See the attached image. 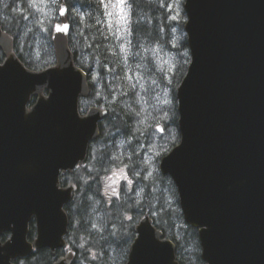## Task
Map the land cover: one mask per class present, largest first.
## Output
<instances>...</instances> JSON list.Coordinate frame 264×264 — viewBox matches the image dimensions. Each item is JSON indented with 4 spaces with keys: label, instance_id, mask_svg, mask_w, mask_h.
Instances as JSON below:
<instances>
[{
    "label": "water",
    "instance_id": "1",
    "mask_svg": "<svg viewBox=\"0 0 264 264\" xmlns=\"http://www.w3.org/2000/svg\"><path fill=\"white\" fill-rule=\"evenodd\" d=\"M184 10L191 61L177 89L181 138L159 168L177 188L186 224L198 229L206 264H264V0H185ZM69 35L53 31L56 63L35 71L0 26V264L67 248L65 206L77 186L62 187L60 175L85 163L108 113L92 106L80 114L90 86ZM135 232L126 264H144L142 234L162 246L147 254L150 264H179L152 217ZM75 257L70 250L53 264Z\"/></svg>",
    "mask_w": 264,
    "mask_h": 264
},
{
    "label": "rangeland",
    "instance_id": "2",
    "mask_svg": "<svg viewBox=\"0 0 264 264\" xmlns=\"http://www.w3.org/2000/svg\"><path fill=\"white\" fill-rule=\"evenodd\" d=\"M184 1L160 0L162 5L165 4L168 12L167 22L169 23V28L168 31L164 32V34H167L165 38L168 43L143 41L139 42L135 46L136 48L131 43L126 49L121 50V43L127 44L131 37L125 35L123 41L117 40L106 29L110 37L111 52L115 54L114 58L111 59L112 65L105 64L102 66V63L96 60L92 67V73L88 74L89 83H94L96 89L95 97L92 101L102 100L101 106H91L108 109L106 105H112L114 101L123 105L126 111L133 114L132 130L129 127V131L134 136L129 139L121 132L110 135L108 140L111 142L107 148L109 156L105 157L99 154L97 158L99 166L97 170L100 174L96 189L89 185L91 179L85 176V172L82 170L74 172V174L76 173L75 177L71 178L72 181L77 178L82 185L79 197L88 198L92 201L90 209L88 208V218H85L87 231L90 234L91 232H102V237H104L109 232L108 223L105 224L106 220L99 213L97 207L99 195L105 197L108 204L113 203L114 200L124 201L125 197L130 194L134 204H142L145 202V194L149 188L148 193L152 192V198L154 199L152 216L159 215V212L177 211L175 207L176 198L170 181L166 180L164 183L160 181L163 175L160 172L159 165L162 156L177 145L179 130L176 129L172 122L170 107L174 83L172 80L173 73L177 65L186 63V58L190 55L189 47L185 48L183 43L187 36L185 32L187 17L186 13L184 15ZM27 5L28 0H23L15 7L16 11L19 10L21 12L23 19L26 16L30 17V19H24L25 29L21 33L20 42L26 43L28 53L32 55L33 59L42 60L45 58L48 61L51 57L49 40L50 36L52 38V31L45 32L42 29L49 26L47 18L53 15V11L50 8H45L43 13L35 12L34 9H28ZM173 17L175 18L173 19ZM39 20H44V24H39ZM162 20V17H158L157 24L160 25ZM55 22V20L52 21V23ZM181 22H184V26L183 24L181 26ZM116 23L120 24L123 22L117 21ZM160 73L163 79L159 77ZM103 76L106 82L109 81L110 83V90L113 91L110 94V98L113 101L106 97L109 89L104 88ZM133 84H136L135 87H132ZM44 95H47V93H44ZM165 100L170 101V103L165 104ZM80 107L81 104L79 109ZM165 113H167L166 118ZM159 127L162 128L161 131ZM95 147L99 146L96 145ZM93 165L94 162L89 163L85 169L90 170V168H94ZM119 169H124L127 173L128 178L131 180L130 184L121 178L118 172ZM114 172L117 173L115 176L113 175ZM108 177H111V179H107ZM144 181L149 182L144 184ZM113 189H116L119 193L118 196L113 194ZM156 205L159 207L155 208ZM160 207L161 209H159ZM129 216L134 219L131 214H128L127 217ZM177 217L173 215L170 218L172 221H179ZM179 235L183 237L181 233ZM72 243L76 245L74 237H72ZM71 247L69 246L68 249H72ZM185 248L192 251L194 249L193 243L185 241ZM80 261L84 264L83 256L80 257Z\"/></svg>",
    "mask_w": 264,
    "mask_h": 264
},
{
    "label": "trees",
    "instance_id": "3",
    "mask_svg": "<svg viewBox=\"0 0 264 264\" xmlns=\"http://www.w3.org/2000/svg\"><path fill=\"white\" fill-rule=\"evenodd\" d=\"M22 1L4 0L5 3L9 4V7L7 8L3 6V3H0V26L6 33L13 37L14 50L25 66L31 70H41L55 64L56 59L51 40L52 38L50 36V60L47 61L45 58L42 60L33 59L32 55L28 53L26 43L20 42L21 33L25 29L23 27L25 26V21L21 12L19 10H17V12L15 7ZM61 2H66L68 5L75 6V11L69 18V22L72 23V29L69 35V45L74 54L75 64L86 71L89 75L92 73V67L96 60L100 61L102 66L105 64L112 65L111 59L114 58V54L110 49V37L103 26H98L96 24L99 14L97 12V6L93 0H61ZM77 12L79 13V16L76 15ZM89 14L91 15L90 19H81V17H88ZM167 16L168 12L166 11L165 4L162 5L160 0H137L134 15L131 18L132 34L130 37L133 47L136 48L135 46L143 41L149 43H168L165 38L167 34H164L169 28ZM158 17L163 18L160 25L157 24ZM183 23L181 22V26ZM105 36L108 38L105 39ZM183 43L185 48L188 47L186 37ZM4 59L5 56L0 49V63L3 62ZM189 63L190 55L186 58V63H179L177 65L172 76L174 83L172 86L170 114L172 122L177 130H179V115L176 90L187 72ZM159 77L163 79L161 73ZM102 81L104 83V88L109 89V92L106 93V97H108L110 101H113L110 98V94L113 93V91L110 90L109 81L106 82L104 76L102 77ZM89 86V97L82 99L81 101L80 111L82 113H85L87 108L91 105L101 106L102 103L101 99H98L96 102L92 101L95 97L96 89L92 82L89 83ZM35 100L36 98L34 97L32 103ZM106 108H108V114L99 123L100 136L90 145L88 159L85 165L80 166L75 170V172L78 170L85 172L84 175L91 179L89 185H91L93 189L97 188V180L100 174L97 170L99 167L97 164V158L99 154L105 157L109 156L107 148L108 144L111 142L108 140L110 135L112 133L121 132L129 139L134 136V134L129 131V127H131L132 130L133 114L126 111L123 105H120V103L116 101H114L112 105H106ZM179 141L180 135L178 131L176 144L179 143ZM96 145L99 147L96 148ZM93 162L94 168H90V170L85 169L89 163L91 164ZM75 174L66 173L61 175V183L63 185L74 182L77 186V191L75 192L73 199L65 207L69 218V232L66 236V241L69 246H72V250L76 252L74 264H82L80 261L81 256L84 258V264H126L129 257L130 247L136 238L135 227L139 219L147 215L152 216L151 212L154 210L152 192L148 193V188L145 194V202L142 204H134L133 198L130 194L125 197L124 201L114 200L113 203L108 204L106 203L105 197L99 195L97 198V207L99 213H101L106 220L105 224L108 223L109 230V232L102 237V232H91L90 234L87 231V221L85 218H88V208L90 209L92 201L88 198L79 197L82 185L77 178L75 180L73 179V181L71 180V178L75 177ZM161 178L160 181L162 183L166 182V180L170 181L176 198L175 207L177 211L175 212V210H171V212L168 213L159 212V215H153L152 218L154 225L157 229L163 232L165 238L172 240L176 244V260L179 264H206L201 257V244L198 229L188 226L185 223L174 183L169 177L161 176ZM146 182L149 181H144V184ZM148 203H150L149 206H147ZM158 207L159 206L156 205L155 208ZM159 209H161V207ZM128 214L134 216V219L128 220ZM173 215L178 216L177 218H179V221H172L170 217H173ZM179 233H181L183 237H181ZM7 236V234L4 235L3 240L6 239ZM35 237L36 224L35 221H33L31 223L29 240H34ZM72 237L75 238L76 245L72 243ZM185 241H191V243H193L194 249H192V251L187 250L186 248L184 249ZM62 254L63 251L59 250L54 256L50 249L45 248L39 251H34L26 259L16 260L15 264H53L57 257ZM93 255H95V259H92Z\"/></svg>",
    "mask_w": 264,
    "mask_h": 264
},
{
    "label": "snow or ice",
    "instance_id": "4",
    "mask_svg": "<svg viewBox=\"0 0 264 264\" xmlns=\"http://www.w3.org/2000/svg\"><path fill=\"white\" fill-rule=\"evenodd\" d=\"M93 2L97 6V12L99 14L96 24L98 26H103L111 36L117 40L123 41L125 39V35L131 36L132 34V16L134 15V9L136 7L137 0H93ZM0 3H3L5 8L9 7V4L5 3L4 0H0ZM28 9H34L35 12L43 13L45 8H50L53 11V15L48 17V27H44L42 30L45 32L54 31L58 34H69L72 29V23L68 22L70 16L75 11L74 5H68L66 2L62 3L61 0H28ZM79 16V13H76ZM63 17L64 19H59ZM91 15L88 17H81V19H90ZM115 18V19H114ZM175 17H173L174 19ZM24 19H30V17L26 16ZM55 20V23L52 21ZM117 21H122L123 23L117 24ZM39 24L43 25L44 20H39ZM55 38V37H54ZM105 39L108 37L105 36ZM131 44V40L129 39L127 44L121 43L120 49L124 50ZM115 54V53H113ZM0 71H3V68H0ZM135 87V84L132 85ZM165 104H169L170 101L165 100ZM167 117V113H165V118ZM118 172L121 175V178L127 181V183H131V180L128 178L127 173L124 169H119ZM117 173L114 172L115 176ZM107 179H111L108 177ZM114 195H119L116 189H113ZM127 219L131 220L132 217L129 216ZM137 249H140L145 252L144 264H150V259L148 257V253L153 250L162 251V246L158 245L154 239L150 236L146 237L143 234L140 237V240L137 241L136 245ZM95 255L92 256V259H95Z\"/></svg>",
    "mask_w": 264,
    "mask_h": 264
},
{
    "label": "flooded vegetation",
    "instance_id": "5",
    "mask_svg": "<svg viewBox=\"0 0 264 264\" xmlns=\"http://www.w3.org/2000/svg\"><path fill=\"white\" fill-rule=\"evenodd\" d=\"M6 234H7L8 236H7L6 239L3 240V236L6 235ZM8 238H9V234H8V233H5V234H3V235L1 236V241H2V242H5L6 240H8Z\"/></svg>",
    "mask_w": 264,
    "mask_h": 264
},
{
    "label": "bare ground",
    "instance_id": "6",
    "mask_svg": "<svg viewBox=\"0 0 264 264\" xmlns=\"http://www.w3.org/2000/svg\"><path fill=\"white\" fill-rule=\"evenodd\" d=\"M22 1V0H21ZM25 25V24H24ZM24 27V26H23Z\"/></svg>",
    "mask_w": 264,
    "mask_h": 264
}]
</instances>
